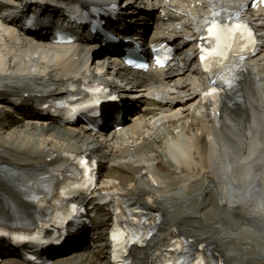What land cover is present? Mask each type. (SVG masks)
Instances as JSON below:
<instances>
[{"label":"bare ground","instance_id":"6f19581e","mask_svg":"<svg viewBox=\"0 0 264 264\" xmlns=\"http://www.w3.org/2000/svg\"><path fill=\"white\" fill-rule=\"evenodd\" d=\"M130 2L133 12L135 1ZM136 2L140 8L133 18L137 23L131 24L133 33L147 38L146 28H154L151 36H178L181 55L191 66L187 71L176 62L147 72L122 69L128 79L123 90L128 111L124 126L118 130L108 122L93 135L80 125L69 129L28 113L6 118L10 95L97 74L90 62L95 43H88V36L61 46L49 34L27 35L8 14V6L0 4V172L2 168L59 172L68 168L69 155L93 153L100 159L99 194H120L145 203L155 196L149 204L162 213L157 232L134 250L130 264H154L158 249L175 232L192 237L195 246L206 242L213 255L224 253L227 264H250L254 252L259 254L258 264H264V46L243 66L238 95L225 96L217 107L203 101L212 79L192 64L209 23L242 12L252 17L247 0ZM261 13L264 23V9ZM8 200L26 203L10 177L0 179L2 217L9 215ZM213 200L218 205L212 206ZM93 210L99 213L84 231L85 238L55 250L52 264H110L113 204H96ZM76 247L77 252L67 254ZM8 250L2 264H23ZM62 254L69 256L58 258Z\"/></svg>","mask_w":264,"mask_h":264},{"label":"rangeland","instance_id":"374dc122","mask_svg":"<svg viewBox=\"0 0 264 264\" xmlns=\"http://www.w3.org/2000/svg\"><path fill=\"white\" fill-rule=\"evenodd\" d=\"M135 99H137V98H135ZM14 114L15 113H13V114H11V115H13L14 116ZM126 151H128V148L126 149ZM108 165V164H107ZM215 204H217L218 205V201L217 200H213V202H212V206H214ZM214 211L212 210L211 211V214L213 213ZM217 212V211H216ZM222 218H223V220L224 221H227V216H226V214L225 215H222ZM216 220V214L214 215V218H213V220H211V222H213V221H215ZM210 222V223H211ZM230 225H231V222L228 224V225H226L224 228H225V230L226 231H228V229H229V227H230ZM246 230V228H242L240 231H245ZM254 231V230H253ZM234 242V244H235V247L236 246H238V242L237 241H233ZM94 247V246H93ZM82 248H83V246H82ZM80 248H78V247H76V248H74V249H70L68 252H67V254H74V252H77L78 250H79ZM63 254H66V253H63ZM63 254L61 255V256H59L58 258H62V257H66V256H69V255H66V256H63ZM224 254V253H223ZM253 255H254V257H253ZM225 256V255H224ZM258 257H259V254H257V252H254L253 254H251L250 255V260H251V262H250V264L251 263H254V262H257L258 260H260V259H258ZM226 258V257H225ZM84 259V258H83ZM82 259V260H83ZM262 261H264V258L262 259ZM261 261V262H262ZM262 263H264V262H262ZM257 264H258V262H257Z\"/></svg>","mask_w":264,"mask_h":264},{"label":"snow or ice","instance_id":"6c2138e0","mask_svg":"<svg viewBox=\"0 0 264 264\" xmlns=\"http://www.w3.org/2000/svg\"><path fill=\"white\" fill-rule=\"evenodd\" d=\"M237 27L240 28V27H243V26H237ZM216 29H217V25L213 24L211 27H209L207 29V31L209 33H213ZM201 58L205 59V57H201ZM158 62H160V61L158 60ZM212 91H215V90H212ZM18 239H27V238L26 237H19ZM113 239H116V235L115 234H113ZM177 247H179V246L177 245ZM196 264H204V261L202 259L198 260V261H196Z\"/></svg>","mask_w":264,"mask_h":264}]
</instances>
